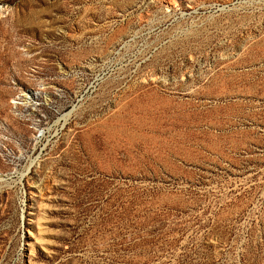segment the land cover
<instances>
[{"label": "rangeland", "instance_id": "1", "mask_svg": "<svg viewBox=\"0 0 264 264\" xmlns=\"http://www.w3.org/2000/svg\"><path fill=\"white\" fill-rule=\"evenodd\" d=\"M0 264H264V0H0Z\"/></svg>", "mask_w": 264, "mask_h": 264}]
</instances>
